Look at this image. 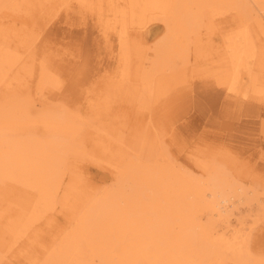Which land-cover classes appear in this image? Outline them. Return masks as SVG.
Instances as JSON below:
<instances>
[{"label":"bare ground","instance_id":"obj_1","mask_svg":"<svg viewBox=\"0 0 264 264\" xmlns=\"http://www.w3.org/2000/svg\"><path fill=\"white\" fill-rule=\"evenodd\" d=\"M18 10L23 19L11 14ZM54 17L64 28L80 17L104 37L118 34L115 83L137 113L161 108L168 88L191 83L219 107L209 121L264 138V0H0V136L47 137L0 138V264H264V241L255 246L264 235V197L254 187L214 162L196 158L194 168L166 151L145 155L146 142L158 139L150 113L137 133L88 125L64 102L72 92L62 61L73 60L62 46L70 37L53 32ZM155 21L163 34L136 50L128 71V34L144 40ZM206 34L212 43L204 53ZM88 136L100 155L78 145ZM88 156L112 167L113 183L73 192L66 219L37 248L43 226L35 223L48 224L63 189L68 197L76 182L86 186ZM253 202L263 212L247 223L241 206Z\"/></svg>","mask_w":264,"mask_h":264},{"label":"rangeland","instance_id":"obj_2","mask_svg":"<svg viewBox=\"0 0 264 264\" xmlns=\"http://www.w3.org/2000/svg\"><path fill=\"white\" fill-rule=\"evenodd\" d=\"M11 14H14L17 20L23 19L22 11L11 12ZM78 20L83 21L80 17ZM78 20L74 19L75 23L70 29L64 28V24L57 21V17H54L51 24L54 23L53 32H61L70 37V41L64 42L62 46L64 47V53L69 55H66L68 59L73 61L70 62L71 64L62 61L61 68L66 73V81L70 84L72 93L63 97V99L68 106L76 108L78 115L81 114L84 117L82 118L84 122L88 125L100 127L128 126L134 132L145 133V122L147 120L145 118L150 113L153 120L158 123L156 128L158 139L155 143H151L150 140L146 142L143 147L145 155H149L152 150L166 151L182 164L194 168H196L194 161L196 158L209 163L214 162L226 171L230 177H234L246 187H254L257 194L264 197V138L262 134L258 133V130L245 132L242 131L244 128L239 130L235 127L236 130L238 129L236 131L234 124L230 126L232 130L229 127L226 130L214 119L209 121L212 118L211 113L217 112L219 107L215 106L214 102H210L211 98L205 95L199 98L198 92L193 89L191 83L168 88L166 94L160 100L161 108L151 111L144 109L141 112L143 115L137 113V107L127 100L126 87L118 86L115 83L117 77L114 76V70L123 57L118 34L112 31L108 37H104L94 22L78 24ZM163 32L162 22L155 21L150 24L144 40L136 39L135 33L128 34L127 39L130 47L128 71H133V64L139 60V54L136 50L143 53L146 48L144 43L154 45ZM207 35L200 42L204 53L209 51L212 43V39L210 40ZM190 49L191 51L194 50L193 43H190ZM61 50L63 52V48ZM58 99L55 97L54 102ZM57 107L58 111L62 110L61 107ZM207 107L208 114L204 109ZM225 135L228 139L223 142L221 139ZM16 136L47 138L31 132L20 133V135L4 133L0 138L8 140ZM90 141V136H88L87 142L81 141L78 145L86 148L88 152L100 155L99 148L95 147L92 142L89 143ZM88 158L93 163L89 165L91 168L86 186H81L80 183L76 182V190L71 191L68 197V190L63 189L62 192L66 194V199L64 202L58 200L57 204L47 211L46 215H50L48 224L44 223L45 217L35 223L37 227L40 224L43 226L37 232V240H34L36 246L40 243L39 240L48 241L52 229L64 222L67 215L63 214L62 211L68 209L69 205L75 202V200L66 202L73 192L78 193L77 190L82 188L80 192L82 193L86 188L88 190L90 188L96 189L113 183L112 167L107 163L96 165L92 157L88 156ZM69 173L70 171L65 178V184L70 182ZM72 188L74 189V187ZM258 205L257 202H253L249 206L244 205L246 209L241 206L242 213L240 215L242 214L245 217L247 223L252 222L250 217L253 218V215L262 214L263 206ZM262 229L258 232L262 231L264 233ZM263 241L264 235L256 241L255 246H259ZM39 247L40 244L37 248ZM13 264L21 263L15 261Z\"/></svg>","mask_w":264,"mask_h":264}]
</instances>
